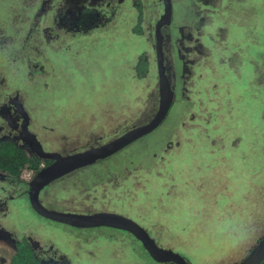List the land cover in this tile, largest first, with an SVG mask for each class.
Instances as JSON below:
<instances>
[{
  "label": "rangeland",
  "instance_id": "1",
  "mask_svg": "<svg viewBox=\"0 0 264 264\" xmlns=\"http://www.w3.org/2000/svg\"><path fill=\"white\" fill-rule=\"evenodd\" d=\"M58 1L0 0V118L7 121L22 102L41 140L59 150L108 143L149 123L160 99L152 29L134 39L132 18L123 16L107 34L96 28L88 39L56 27ZM145 4L148 26L155 0ZM193 4L191 19L178 5L169 28L176 98L161 128L53 183L43 201L51 196L62 212L103 210L142 225L144 214L154 226L148 234L188 264H239L264 235V0ZM144 54L150 71L139 80L134 67ZM175 142L188 148L184 157L173 152ZM195 164L204 169L194 171ZM29 178L13 180L16 199L0 207L10 223L0 216V264H10L15 241L25 239L42 257L72 264H159L118 232L48 226L30 207ZM100 242H109L106 252L96 249ZM132 242V251L122 250Z\"/></svg>",
  "mask_w": 264,
  "mask_h": 264
},
{
  "label": "flooded vegetation",
  "instance_id": "2",
  "mask_svg": "<svg viewBox=\"0 0 264 264\" xmlns=\"http://www.w3.org/2000/svg\"><path fill=\"white\" fill-rule=\"evenodd\" d=\"M146 2H147V0H59L56 3V5L58 7V13L57 14H60L61 17H60V21L58 22V25H56V27H58L60 25L61 30L62 29L64 30L67 27L71 28L72 30H74L77 33V35H78V33H83L82 35L85 36V37H88V39H89L91 36L95 35L94 30L96 28H98L100 30H104V31L100 32V33H102V35L103 34H107V32L112 27H117L116 22L118 20H121L123 16L124 17H130V20L132 18V25H131L130 29L133 30L134 39H138L139 41H141L138 37H140L141 39H144L148 35V32L151 31V29H152L151 33H152V35L154 37V41H155V51H156V60H157V28H158L159 24L163 21V18H164V15H165V2H164V0H155V4H154L155 5V10H154L155 12H154V14L150 15V17L152 18L153 21L149 20L148 26H147V24H145L147 22V20H146V9L147 8H146V4H145ZM193 3H194V0H191V1L190 0H181V2L178 1V0H171L172 14H171V17H170V22L165 23L160 28V33L162 35V48H163V53H164V66L166 68V71H164V72L166 73V76H167L168 80L170 81L172 89H173V91L175 93V98H176V91H175V87H174V84H173L172 75H171V72H170L171 71V66L169 65V62H168V51H169V49L167 51L168 41H169L168 40V32H169V28L172 26L174 18L179 17V15H180L178 13H180L181 10L179 11L178 5H180L182 7V10L184 11V12L182 11L183 15L187 14L188 18L191 19L190 17H192L194 12L191 13L188 10L190 8L194 7ZM152 7H154V6H152ZM132 11H134V13ZM65 21H67V22H65ZM55 24H56V22H55ZM189 26L193 27L192 25H189ZM133 43H132V46L136 45L137 42L134 43V44ZM131 49H132V47H131ZM131 54H132V51H131ZM142 57H144L146 59V62H147V65H148V67H147L148 69L146 71L147 74L145 75V77L139 78L136 75L137 79H139V80H142V79L146 78L148 76V74H149V71H150V62H149V60H148V58H147V56L145 54L139 57V60H138V62L136 64V66L134 67V70L136 71V67L139 64V62L141 61ZM157 68H158V61H157ZM158 80H159V76H158ZM175 98H174V102H175ZM172 107H173V105H172ZM172 107H171V109H172ZM171 109H170V111H171ZM170 111H169V113H170ZM10 113H11V116L9 117V119L7 121H3V119L0 118V132H1L0 134H2V136L0 138L4 139V140L0 139V143L1 142H11L13 144H16L18 147H20L24 152H26V150L19 143H21L23 145H26V146L29 147V151L32 152V155H29L28 152H26V154L28 156L32 157V158L41 160V164L39 166V170L36 171V172L32 171L33 172L32 173V177H31L30 182L28 183V184H30L29 186H31V182L38 175V173L41 170H43V169L47 168L48 166L52 165L53 161L42 159L34 152V150H35L34 146L30 145L28 143V141H27L29 137L27 136V134H25V131H24V127L25 126L27 127L28 133L32 134L39 141V143L43 147L42 148L43 151H46L47 153H57V154H60L61 156H68V155H73V154H76V153H79V152L86 151L87 149H90L92 147H99V146H102L104 144H107V142H106V143H102L100 145L99 144L98 145H90V146L88 145L85 148H75V149H65V150H59V149H54V148L48 149L49 145L48 146L45 145V143L39 137L37 131L32 126L33 122H32L31 113L27 111L26 107L23 105L22 102H20L19 104L15 103V107L11 108ZM168 115H167L166 119L168 118ZM166 119L164 121H166ZM146 123H145V125H146ZM67 124H69V123H67ZM162 124L156 129L157 131L161 128ZM137 127H140V126H137ZM137 127L135 126V127L131 128L130 130L124 132L121 135H119V134L116 135L115 138L112 139V141L114 139L124 135L125 133L131 131L132 129L137 128ZM42 128L43 127H41V129ZM156 130L153 131V132H156ZM152 133H150L147 136H144L140 140H142L144 138H148L150 135H152ZM206 133L207 132H205L204 134H206ZM205 138H209V137L207 136ZM140 140H138V141H140ZM138 141H135L131 145L126 146L125 148H123V150H121L118 153L108 157L107 159L101 160V161L97 162L96 164H93V165L88 166V167H84V168L79 169V170H77L75 172L83 170V171H81L83 173L85 171V169L86 170L92 169L96 165L101 164V163L105 162L106 160L113 159L116 155L120 154L121 152H124L126 150V148L137 144ZM181 146H182L181 143L175 142L174 146H172L173 150H174L173 152H175L176 155L180 154V155H182L184 157L183 153H181L182 149L184 151L186 150L188 152V148H186L184 146L181 147ZM134 148H139V146L134 147ZM189 150H191L192 152L187 153L186 155H189L191 157L194 149L190 147ZM184 160H186V159H184ZM206 160H207V157L205 158L204 161H206ZM173 161H175V160L173 159ZM178 162L182 163V159L178 160ZM193 168H194V171H196V169L198 168V165L195 164V167L193 165ZM202 169H204V167L201 165L200 169H198L197 171L202 170ZM73 173L74 172L66 175L65 177L59 179V181L63 180L64 178L71 177ZM3 175L8 176L9 178L12 179V181H10V179L9 180L0 179L3 182V183L0 182V207L1 208L5 207V205H4L5 203H9L10 204V203H12V199L13 200L16 199L14 197L15 184L13 183L15 181V179L17 181H19V182H23L24 181L22 179V176H21L20 179H18V178L9 176L7 174H3ZM91 177L93 179H97V178H95L96 176L94 177V175L90 176V178ZM91 180L92 179H90V181ZM51 185H49L44 190L50 188ZM43 191L40 194V203H41V205L47 210L62 212L60 210L53 209L54 207H56V208H58V207L54 204V200L52 199L51 196L46 197V200L43 201V199H44L43 198ZM114 191H116V190L114 189ZM29 202H30V197H29ZM48 204L53 206V207L52 208L48 207L49 206ZM30 207L43 220V222L47 223V225L50 226V227H59V228L66 227L68 229H72L73 231L74 230H78V231L79 230H87V231H92V232H99L100 230H106L107 229L108 231H111V232H115V233L118 232V233L124 235V237L126 236L127 238H132L133 240H135L137 242V245H139V246H141V247H143L145 249V247L143 246V244L139 240L135 239L131 234H129L127 232H123V231H119V230H115V229H111V228H105V227L92 228V229H75V228H72V227H69V226H65V225H62L60 223H57V222H54L52 220H49V219H46V218L42 217L41 215H39L34 210V208L32 207L31 203H30ZM63 213H69V212H63ZM95 213H105V212L102 210V211H99V212H92V213L86 214V215H91V214H95ZM108 213H111V212H108ZM71 214H74V213H71ZM115 214H119V213H115ZM119 215L125 216V214H119ZM0 216H2V215H0ZM140 216H141V218L144 219V221H142L141 223H143L145 225L138 224L133 219H131V218L127 217V216H125V217L133 220L136 224L140 225L145 231L149 230L151 232H154V230H153L154 226H152V227L148 226L150 224L146 220L147 215L140 214ZM1 221L3 222V225H6V224L9 225L10 224V223H6V220H5L4 216L1 217ZM100 236H101V234H100ZM150 237L159 246V244L156 241L158 239L153 236V233L150 234ZM261 238L263 239L264 235ZM262 239L258 240L257 245L259 244V242ZM21 241H24V240H21ZM21 241H19V240L15 241V253L17 251L16 244L18 242H21ZM25 241H27L31 245L29 239H25ZM159 243H160V241H159ZM121 244L124 245L122 250L124 249V250H126L128 252L132 251L133 247H135L133 242H132L131 248H129V249H127V248H128V246L131 245V243H121ZM108 245H109V242H107V244H104L103 242H100V243L96 244L95 247H96L97 250L102 249L104 251L106 249L105 247H108ZM257 245H255L252 248V250ZM159 247H161V246H159ZM161 248H163V247H161ZM145 251L147 252L146 249H145ZM104 252H106V251H104ZM122 253H124V251ZM96 254H97V252L95 254H93V256H90V257L96 259L97 258ZM39 256L42 257L41 255H39ZM42 258L45 259V260H53V261L56 262V264H72L71 262L66 260L64 257H61L60 259L45 258V257H42ZM186 261H188V260H186ZM188 262H187V264H188ZM168 264H172V263H168Z\"/></svg>",
  "mask_w": 264,
  "mask_h": 264
},
{
  "label": "water",
  "instance_id": "3",
  "mask_svg": "<svg viewBox=\"0 0 264 264\" xmlns=\"http://www.w3.org/2000/svg\"><path fill=\"white\" fill-rule=\"evenodd\" d=\"M165 15L163 21L157 28V61L159 76V109L155 117L146 125L132 129L124 135L113 141L99 147H92L86 151L73 155L61 156L57 153H47L39 141L28 133L27 127H24L27 134L28 143L33 145L34 152L42 159L51 160L53 164L41 170L34 178L30 186V203L34 210L42 217L69 226L75 229H92V228H111L131 234L139 240L150 257L159 264H187L185 258L172 250L159 247L150 235L140 225L133 220L115 213H95L91 215L71 214L45 209L40 203V194L52 183L84 167L91 166L97 162L107 159L108 157L123 150L126 146L140 140L144 136L155 131L166 119L174 103L175 93L168 80L166 68L164 66V53L162 48V35L160 28L165 23L170 22L172 14L171 0H164ZM264 263V238L250 252V254L239 264H263Z\"/></svg>",
  "mask_w": 264,
  "mask_h": 264
},
{
  "label": "trees",
  "instance_id": "4",
  "mask_svg": "<svg viewBox=\"0 0 264 264\" xmlns=\"http://www.w3.org/2000/svg\"><path fill=\"white\" fill-rule=\"evenodd\" d=\"M147 62L144 57L136 67V75L139 78L147 74ZM41 160L32 158L20 147L11 142L0 143V172L20 179L23 172L38 171ZM17 251L11 259V264H56L53 260H45L33 249L27 241L16 244Z\"/></svg>",
  "mask_w": 264,
  "mask_h": 264
},
{
  "label": "built area",
  "instance_id": "5",
  "mask_svg": "<svg viewBox=\"0 0 264 264\" xmlns=\"http://www.w3.org/2000/svg\"><path fill=\"white\" fill-rule=\"evenodd\" d=\"M24 173H29V174H30V178H29V181H30V180H31V177H32V173H33V172H32V171H29V170H26L25 172H23V174H24ZM23 174H22V176H23Z\"/></svg>",
  "mask_w": 264,
  "mask_h": 264
}]
</instances>
